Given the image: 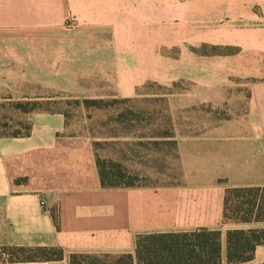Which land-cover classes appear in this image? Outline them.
I'll list each match as a JSON object with an SVG mask.
<instances>
[{
	"label": "rangeland",
	"instance_id": "rangeland-1",
	"mask_svg": "<svg viewBox=\"0 0 264 264\" xmlns=\"http://www.w3.org/2000/svg\"><path fill=\"white\" fill-rule=\"evenodd\" d=\"M69 6L53 34H22L16 50L0 52L2 131L23 132L43 109L65 118L66 146L10 161L17 188L89 185L96 155L120 162L136 184L181 183L177 140L164 131L189 136L197 126L231 119V106L244 114L248 87L264 81L263 39L250 36V47L232 40L223 0H69ZM237 68L247 77L234 85L242 97L231 99L223 78ZM83 99L125 101L96 108ZM26 100L38 108L23 113L13 105Z\"/></svg>",
	"mask_w": 264,
	"mask_h": 264
},
{
	"label": "crops",
	"instance_id": "crops-1",
	"mask_svg": "<svg viewBox=\"0 0 264 264\" xmlns=\"http://www.w3.org/2000/svg\"><path fill=\"white\" fill-rule=\"evenodd\" d=\"M69 7V0H0V52L16 50L22 34H53L62 27L59 25L68 16ZM223 11L228 13L226 22L233 24L227 28L232 40L250 47L249 37L257 35L263 39L264 50V0H223ZM246 77L237 68L233 75L223 78L225 88L232 93L229 98L242 97L234 85ZM248 91L244 114L241 107L231 106V119L197 126L189 136H173L182 182L165 186L101 187L91 157L93 182L89 185L13 188L7 160L52 153L66 146L61 139L63 113L33 112L28 136L0 137V246H60L65 253L133 254L134 238L139 233L219 228L220 264L263 263L264 245L255 247L249 261L227 263L225 255L227 230L264 227V222L222 219L226 187L264 185V81L251 84ZM59 263H67L66 255Z\"/></svg>",
	"mask_w": 264,
	"mask_h": 264
},
{
	"label": "trees",
	"instance_id": "trees-1",
	"mask_svg": "<svg viewBox=\"0 0 264 264\" xmlns=\"http://www.w3.org/2000/svg\"><path fill=\"white\" fill-rule=\"evenodd\" d=\"M117 101L125 100L83 99L82 103L85 107L102 108ZM13 105L23 113L32 112L38 108L35 102L27 100L16 101ZM41 111L54 110L43 109ZM30 129L31 116L23 132L18 130L4 132L2 131L3 125L0 123V137L28 136ZM163 136L173 137L167 130L164 131ZM170 142L175 144L174 140ZM32 156L34 157L36 154ZM12 159H20L11 158V160H7L11 185L17 189L19 181L14 180L10 173V161ZM94 163L101 187L144 186L136 184L134 182L135 175L129 173L118 161L96 155ZM54 219L56 227H58V218L55 215ZM222 219L230 222H264V185L226 187L223 193ZM220 236L219 228L139 233L134 238L133 254L130 252L117 254L103 252L65 253L60 246L2 245L0 246V254L6 257L0 262L50 261L54 264H60L59 262L66 255V264H220ZM225 239L227 263L249 261L253 258L255 247L264 245V227L229 229L226 231Z\"/></svg>",
	"mask_w": 264,
	"mask_h": 264
}]
</instances>
